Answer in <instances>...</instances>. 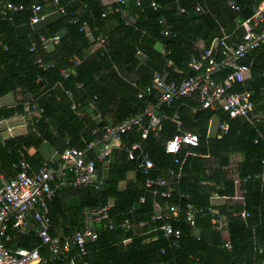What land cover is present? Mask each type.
I'll return each instance as SVG.
<instances>
[{
	"label": "trees",
	"instance_id": "16d2710c",
	"mask_svg": "<svg viewBox=\"0 0 264 264\" xmlns=\"http://www.w3.org/2000/svg\"><path fill=\"white\" fill-rule=\"evenodd\" d=\"M1 1L25 6L39 3L47 16L31 26L28 9L0 15V96L15 91L21 94L14 106L0 107V117L20 114L25 103H34L42 111L30 128L41 133L43 140L54 146L59 156L66 146H71L92 158L95 148L101 144L90 148L88 145L103 139L102 129L98 130L97 126L104 122L117 126L136 116L141 117L143 124L147 115L142 114L148 107L156 106L157 112L164 113L167 118L156 135L159 137L152 132L143 141L155 163L150 177L165 175L170 168L177 170L172 156L164 151L161 143V139L176 132L170 121L174 113L179 114L185 129L199 134V144L187 148L191 154L184 158L180 178L171 181L170 203L183 207L189 202L203 209L197 214L194 225L188 224L183 212L172 221L174 227L182 231L178 246L163 237L157 228L159 221L150 220L154 202L161 203L164 199L144 187V175L135 161L128 160L125 151L119 149V159L108 167L105 177L101 178L96 172L94 184L57 188L48 203L52 224L66 226L59 237L61 241L69 239L84 224L83 211L90 215L97 212L99 219L94 227L97 237L84 242V254H79V248L71 244L67 251H60L54 258L39 264H68L70 260H75V264H264V182L248 179L239 186L243 190L241 204L224 203L214 207L224 216L230 250L224 246L225 239L212 224L207 211L212 193L235 195L234 177L264 172L261 163L264 159V119L251 124L243 117L231 119L221 109L192 112L191 107L197 105L195 93L174 97L169 104L160 100L156 90L142 98L136 97L137 88L149 84L155 70L167 81L181 82L191 75L187 63L198 52L197 42L202 40L207 46L219 33L221 25L230 30L233 19L241 21L251 15L253 0H236L238 11L231 10L225 0H117L109 5L101 0H58L64 14L51 12L52 0ZM152 2L158 7L153 8ZM203 3L209 11H196L195 6ZM182 8L184 11L180 10ZM161 18L165 19V24L159 23ZM82 22H86L90 36L80 30ZM163 28L170 31L169 35L161 34ZM54 35L59 36L58 43L48 42L46 44L52 45L46 49L44 40ZM99 35L106 37L103 47L97 46ZM91 45L97 48L86 56L85 51ZM161 48L165 53H161ZM73 54L80 57L81 62L75 67L74 75L63 77L60 71L70 65L69 58ZM38 59L53 65L43 69ZM251 59V74L237 89L251 91L255 111L264 113V80L260 77L264 69V45L252 50L240 62L248 63ZM168 60L172 63L168 64ZM227 72L223 68L215 78L220 79ZM134 77L137 87L125 81ZM65 91L71 92L80 114L85 113L84 117L71 109L72 99ZM93 97H96L95 109L91 113L99 116L86 118ZM214 116L226 120L229 126L220 136L208 137L207 128ZM139 139L138 126L120 136L123 149ZM28 146L30 142L24 135L0 140V164L13 171L11 177L17 173L14 165L26 156ZM233 154L241 156L234 166ZM98 164L96 161L95 170ZM130 170L135 172L136 184L120 190L118 183ZM70 174L73 176L65 171V176ZM96 181L101 183L95 185ZM243 208L250 213L246 219L236 213ZM125 218L147 223L125 231L121 227ZM10 231L14 246L40 245L39 238L32 234ZM53 231L51 234L55 235ZM40 254L42 258L49 256L43 245H40Z\"/></svg>",
	"mask_w": 264,
	"mask_h": 264
},
{
	"label": "built area",
	"instance_id": "2783aa9c",
	"mask_svg": "<svg viewBox=\"0 0 264 264\" xmlns=\"http://www.w3.org/2000/svg\"><path fill=\"white\" fill-rule=\"evenodd\" d=\"M118 1L123 2L122 0ZM225 1L231 10H239L236 0ZM50 4L52 6L51 12L65 13L58 0H52ZM151 5L153 8L158 7L154 2ZM24 9H28L31 12V24L38 23L47 16L42 11V5L39 3H31L25 6L22 3L0 0V15ZM115 10L117 11L118 9ZM180 10L184 11V8ZM195 10L209 11L205 3L197 4ZM104 15L105 13L102 14V16ZM159 23L165 24V19H159ZM238 26L242 28V35L237 43H229L228 35L222 32L220 36L214 37L209 45L198 46L197 54L191 56L187 63V66L194 74L187 76L181 82H176L174 80L167 81L164 75L155 70L152 72L150 83L143 88H138L139 91H137L136 97L142 98L156 90L160 93V100L169 104L174 97L190 96L195 93L197 105L191 107L192 112L206 108L221 109L231 119L243 117L251 124L261 122L264 119V113L255 111L251 100V92L247 89L238 90L237 87L244 83L251 69V64L241 63L240 60L255 48L264 45V0H253L251 15L242 19ZM80 30H85L87 35L90 36L86 22H82ZM169 33L170 31L167 28H163L161 31L163 36H167ZM44 41L52 44L58 43L59 36L54 35ZM96 41L97 46L103 47L106 37L99 35ZM32 48L33 46L30 49L32 50ZM160 51L165 53L163 48ZM138 53L140 52L138 51ZM37 62L43 69L53 65L52 63H44L40 59ZM80 62V57L76 54L71 55L69 58L70 65L61 69V75L63 77L74 75L75 67ZM167 62L168 64L172 63L171 60ZM223 68H229L230 71L221 79H216V73ZM260 75L264 78V70ZM128 81L137 87V79H128ZM65 93L72 99L71 109L81 115L78 110V103L76 99H73L71 92L65 91ZM95 98L93 97L92 102L89 104L90 108H95ZM41 111L42 109L36 107L35 104L25 103L23 112L18 114V116H38ZM146 115L147 119L143 124L141 123V117L136 116L128 118L117 126L105 125L103 127V138L105 140L101 143L98 154L92 158H87L83 150L66 146L60 153L62 168H53L52 160H48L37 170H32L25 159H19L17 164L14 165L17 169L16 175L11 179H3L0 187V264H36L43 262L39 246L32 248L22 246L9 247L10 235L7 233L9 227L20 234L32 233L38 237L41 244L48 247L53 258L60 251H67L71 244H75L79 248V254L85 253L84 242L87 239L94 240L98 234L92 227L78 230L69 239H64V241L51 234L52 222L49 217L48 201L52 198L54 189L50 186V182L54 179L62 181L65 171L74 175V179L71 182L74 186L87 185L95 181L96 161L104 160L116 145L118 149L125 151L128 160L135 161L136 167L144 175V187L153 195H159L164 199L161 203L154 202V212L150 220L152 222L159 221L157 228L161 231L163 237L170 241L171 244L178 246L182 231L175 228L172 221H176L180 213L183 212L188 224L194 225L197 214L201 213L203 209L189 202L183 207L178 203H170L171 181H177L180 178V170L184 158L191 154V152L187 151V148L195 147L199 144V134L185 129L179 114L177 112L174 113L170 120L174 123L176 132L165 140L164 151L172 156L173 164L177 165V170H169L168 177H150L149 173L155 167V164L149 152L143 148V141L149 133H159L162 130L163 121L167 116L164 113H157L154 109L147 111ZM133 126L140 128V139L125 149L120 144L115 145V141H119L120 136ZM216 126L219 131L218 136H220L227 131L229 125L226 120H217ZM12 129L13 127L8 124L7 118L0 117V140L4 139L2 136L3 131L11 133ZM96 142H92L88 147H92ZM261 163L264 165V159L261 160ZM251 178H257L264 182V172L254 175L249 174L242 178L234 177L233 181L235 186L239 187L240 183ZM100 183L101 181H96L95 185ZM212 197L218 198L220 195L213 193ZM222 197L237 199L240 200V203L243 202L241 192L238 194L236 192L232 197ZM140 201H143V198H140ZM103 210L101 209V211ZM207 211L211 214L212 224L221 230L225 226L224 216L217 213L212 204L208 206ZM236 213L244 219L250 215L244 208ZM98 219L99 217L97 216ZM146 223V221H132L130 218H125L121 223V227L123 230L128 231L134 229L135 226L142 227ZM224 246L228 250L231 249L229 239L225 240ZM68 264H75V260H70Z\"/></svg>",
	"mask_w": 264,
	"mask_h": 264
},
{
	"label": "crops",
	"instance_id": "0c3cea01",
	"mask_svg": "<svg viewBox=\"0 0 264 264\" xmlns=\"http://www.w3.org/2000/svg\"><path fill=\"white\" fill-rule=\"evenodd\" d=\"M101 1H102V3L104 5H109V4H112L113 2H115L116 0H101ZM239 22L240 21L238 19H233V22H232L233 28H231L230 30L227 29L225 26L221 25L220 28H219V33L216 36H220L222 34V32H224V33H226L228 35V42L229 43H231V44L237 43L240 40V37L242 35V28L240 26H238V23ZM31 26H32V24H31ZM44 43L46 45V49H50L51 48V45L52 44H50V43L49 44H46V42H44ZM202 45L205 46V44L203 43V41L202 40H199L197 42V47L198 46H202ZM159 47L160 46H158V48ZM96 48L97 47L95 45H91L85 51L86 56L89 55V54H92V52L95 51ZM247 56H248V54L244 58H246ZM252 63H253V59H251L247 64H251V67H252ZM226 69L228 70V72L230 71L229 68H226ZM250 72H251V69H250ZM250 72H249V74L247 75L246 78H248L250 76V74H251ZM192 74H194L193 71H192ZM226 74H224L222 77H224ZM118 75L120 76L121 73L118 74ZM222 77H220V79ZM260 77H261V75H260ZM261 78L264 80L263 77H261ZM125 79L126 78H124V80ZM131 79H137V78L134 77V78H131ZM125 81H127V83L130 86L135 87V86H133L128 81V79H126ZM241 85H243V83ZM263 87H264V83H263V86H262V92L264 93ZM243 89H245V88H243ZM137 91H139L138 88H137ZM20 95L21 94H19L16 91L15 92H9V93H6L4 95H1L0 96V107L10 108V107L14 106L18 102V100L20 98ZM253 105H254V103H253ZM150 107H152V106H150ZM150 107H148V108H150ZM88 109L90 110V112H89V115H86V118H88L90 115L93 118H96L97 116H99L98 113L96 114L94 112L95 115L91 113L92 111H94L95 108L88 107ZM153 109L157 112L156 106ZM81 113L83 114V117H84L85 116V113L84 112H81ZM157 113H160V112H157ZM37 117H39V116L27 115V116L21 117V116H18V114H17V115H13V116L7 118L8 124L11 125L13 127V129H12L11 133H8L7 131H3L2 136H3L4 139L11 138V137H13L15 135H24L25 137H27L28 141L30 142V146H28L26 148V156L23 157V159H25L29 163V165H30V167H31L32 170H37L45 161H48V160L49 161L52 160L51 164H52L53 168H55V169H58L60 167L62 168L63 167L62 159L60 158L59 154L57 153L56 148L54 146L50 145L47 141L43 140V138L41 137V135H42L41 133H38L37 131L32 130L30 128L36 122V118ZM217 120L218 119L215 116L211 119V124L207 128V136L208 137L209 136H212V135L214 136L216 134L218 135L219 131H218V128L216 126V121ZM105 125H107L106 122H104L101 125L97 126V129L98 130H101L102 129L101 131L103 133V127ZM47 128H49V127H47ZM95 131H96V129L93 131V133H95ZM153 134L155 136L157 135V133H153ZM156 137H159V136H156ZM161 140H162L161 143L164 144V142H165L166 139L165 140L161 139ZM114 144L115 145L116 144H118V145L120 144L121 146H123V144L121 143L120 140L119 141L116 140ZM116 148H117V145L112 149L111 153L104 160H97L99 164L96 167V172H97V175L98 176L100 175L101 178H103V177L106 176L108 167L113 162L118 161V159H119L118 154H120L118 152H120L121 150L118 151L119 149H116ZM143 148L146 151H148L146 149L144 143H143ZM99 149H100V147L99 148L98 147L95 148V152H94V155L95 156L98 154ZM149 154H150V152H149ZM232 156H234L237 159L236 162H238L240 160V158H241V156L239 154H233ZM236 162L234 164H236ZM169 170H171V168ZM168 171H167V173L165 175H160V176L168 177ZM98 172H99V174H98ZM12 174H13V171H9L4 165H1L0 164V184H2V180L3 179H5V178L6 179H11V178H13L16 175L15 174L13 177H11ZM63 176L64 177H63V180L62 181H57L56 179H54V180H52L50 182V186L54 189V193H56L57 188L65 189L66 186L73 185L71 182L74 179V175L72 176L70 174V176H68V175H66V176L63 175ZM66 178H69V179L72 178V179H71V181H68L69 179L66 180ZM94 183H95V181H93L91 184H94ZM134 184H136V175H135V172L134 171L130 170V171L126 172L125 175L123 176V179H121L119 181L118 188L121 190V189H124L126 186H133ZM238 190L243 195V190L241 188L235 186V191L237 192V194L240 193ZM54 193H53V196H54ZM212 194L209 196V200H210V204H212L214 207H218V206H220V205H222L224 203H240V200H237V199L225 198V197H222V196L216 198V197H212ZM62 195L64 196V194H62ZM49 201H48V203H49ZM137 204H139V202H137ZM109 205L110 204H108L107 206H105V208L108 207ZM48 211H49V204H48ZM83 212L85 214L84 224H82L81 228L76 229V231L81 230V229H85V228H88V227H92L94 229V227H95V223H96L95 221L97 220V216H98L96 214L97 212L94 211V212H92L91 215H90V213L88 211H83ZM30 213H32V211H30ZM49 213H50V211H49ZM49 217H50V215H49ZM65 227L66 226L60 225V224L59 225L52 224V230L51 231L54 230L53 232H54L55 236L60 237L61 234L63 233V231L65 230L64 229ZM9 229L17 232L16 230L12 229L11 227L8 228L7 233L10 235V241H9L8 245H9V247H16V246L13 245V242H12V233H11V231L9 232ZM220 231L222 233L223 239H225V240L228 239V232H227L225 226ZM17 233H19V232H17ZM29 234H32V233L22 234V235H29ZM40 245H43V244H41V242H40ZM40 245H38L39 248H40ZM43 248L46 249V251L48 252V255L49 256H47V257H44L43 256V262H39V263H45L47 261V259H52L53 258V257H51V254L49 252L48 247L46 245H43ZM39 263H36V264H39ZM76 263H77V261H76ZM84 263H86V262H84Z\"/></svg>",
	"mask_w": 264,
	"mask_h": 264
},
{
	"label": "water",
	"instance_id": "95a60500",
	"mask_svg": "<svg viewBox=\"0 0 264 264\" xmlns=\"http://www.w3.org/2000/svg\"><path fill=\"white\" fill-rule=\"evenodd\" d=\"M153 108H154V107H150L149 109H147V110L142 114V116L146 115L147 111H150V110H152ZM104 140H105V138L101 139L100 141H98L97 143H95V144L93 145V147L98 146V145L101 144Z\"/></svg>",
	"mask_w": 264,
	"mask_h": 264
},
{
	"label": "rangeland",
	"instance_id": "374dc122",
	"mask_svg": "<svg viewBox=\"0 0 264 264\" xmlns=\"http://www.w3.org/2000/svg\"><path fill=\"white\" fill-rule=\"evenodd\" d=\"M236 157H237V156H236ZM231 161H232V163H233L232 166H234V165H235L234 163L237 161V159H236L234 156H232V157H231Z\"/></svg>",
	"mask_w": 264,
	"mask_h": 264
}]
</instances>
